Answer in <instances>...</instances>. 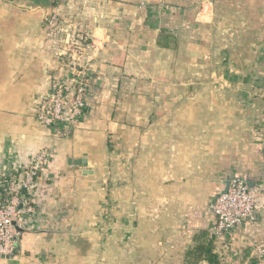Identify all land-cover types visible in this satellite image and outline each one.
<instances>
[{
  "label": "crops",
  "instance_id": "obj_1",
  "mask_svg": "<svg viewBox=\"0 0 264 264\" xmlns=\"http://www.w3.org/2000/svg\"><path fill=\"white\" fill-rule=\"evenodd\" d=\"M54 13L93 40L88 109L58 135L37 114L68 74ZM261 94L264 0H0V175L54 147L0 264H184L233 174L264 203ZM256 215L215 239L220 264H264ZM141 228L136 253L127 236Z\"/></svg>",
  "mask_w": 264,
  "mask_h": 264
},
{
  "label": "built area",
  "instance_id": "obj_2",
  "mask_svg": "<svg viewBox=\"0 0 264 264\" xmlns=\"http://www.w3.org/2000/svg\"><path fill=\"white\" fill-rule=\"evenodd\" d=\"M67 24L57 13L46 20L47 36L60 45L58 50L68 74L56 79L52 87L42 94L37 112L41 123L57 135L83 118L88 109L90 90L89 71L80 57L93 40L75 29H67ZM86 38L89 39L87 43L84 41ZM53 158L54 147H45L17 171L10 170L0 175V255L5 258H12L19 244V226L37 212L34 202L36 190ZM261 193L260 186L250 185L240 174H233L227 188L210 204L214 216L210 233L220 238L232 229L255 220L260 209L257 196ZM256 252L264 254V240L257 244Z\"/></svg>",
  "mask_w": 264,
  "mask_h": 264
},
{
  "label": "trees",
  "instance_id": "obj_3",
  "mask_svg": "<svg viewBox=\"0 0 264 264\" xmlns=\"http://www.w3.org/2000/svg\"><path fill=\"white\" fill-rule=\"evenodd\" d=\"M83 36L86 37L85 34H83ZM84 41L87 43L89 42V39L86 38ZM91 82L92 76L89 72V83L91 84ZM215 239L216 238L210 233L208 229H202L196 233L193 243L186 252L184 264H200L202 261H206L208 264H220V255L215 251Z\"/></svg>",
  "mask_w": 264,
  "mask_h": 264
},
{
  "label": "rangeland",
  "instance_id": "obj_4",
  "mask_svg": "<svg viewBox=\"0 0 264 264\" xmlns=\"http://www.w3.org/2000/svg\"><path fill=\"white\" fill-rule=\"evenodd\" d=\"M262 96H264V94H261ZM261 138H263L264 139V130L262 131V133H261ZM130 176V175H129ZM131 177H132V173H131ZM129 179V178H128ZM120 180H122V179H120ZM120 180H118V181H120ZM117 182V181H116ZM123 182H127V181H123ZM141 198H142V196H140ZM135 223H138L137 221L135 222ZM142 223V222H141ZM135 227H137V226H135ZM132 235V234H131ZM131 235H128L127 237V242H129V241H131V239L133 240V242H132V244H131V246H130V248H132V247H135V248H137V247H139V249L137 250L136 249V253L139 251L140 253H142V228H141V231H140V233L138 232L137 233V235H135V236H131ZM100 255V254H99ZM142 263V261H140L139 262V264H141Z\"/></svg>",
  "mask_w": 264,
  "mask_h": 264
},
{
  "label": "water",
  "instance_id": "obj_5",
  "mask_svg": "<svg viewBox=\"0 0 264 264\" xmlns=\"http://www.w3.org/2000/svg\"><path fill=\"white\" fill-rule=\"evenodd\" d=\"M263 199L261 195L257 196V205L259 208H262L264 206V203H262ZM0 258H5L3 255H0Z\"/></svg>",
  "mask_w": 264,
  "mask_h": 264
}]
</instances>
